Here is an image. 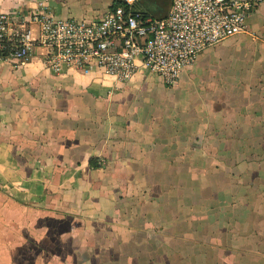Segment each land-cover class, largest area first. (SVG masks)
Wrapping results in <instances>:
<instances>
[{"label": "crops", "instance_id": "obj_1", "mask_svg": "<svg viewBox=\"0 0 264 264\" xmlns=\"http://www.w3.org/2000/svg\"><path fill=\"white\" fill-rule=\"evenodd\" d=\"M115 1L0 10L97 18ZM246 22L174 85L146 66L54 71L40 46L2 62L0 264H264V3Z\"/></svg>", "mask_w": 264, "mask_h": 264}, {"label": "built area", "instance_id": "obj_2", "mask_svg": "<svg viewBox=\"0 0 264 264\" xmlns=\"http://www.w3.org/2000/svg\"><path fill=\"white\" fill-rule=\"evenodd\" d=\"M138 0H121L97 18H63L35 8L0 10V64L44 48L47 67H101L130 80L141 66L174 85L204 48L248 30L264 0H171L163 16H144Z\"/></svg>", "mask_w": 264, "mask_h": 264}, {"label": "rangeland", "instance_id": "obj_3", "mask_svg": "<svg viewBox=\"0 0 264 264\" xmlns=\"http://www.w3.org/2000/svg\"><path fill=\"white\" fill-rule=\"evenodd\" d=\"M168 0H139V8L142 7L143 10L149 11L150 15H156L161 11V9L167 4ZM148 9V10H147ZM49 244H52L48 241ZM54 248L59 249L61 246L53 245Z\"/></svg>", "mask_w": 264, "mask_h": 264}, {"label": "trees", "instance_id": "obj_4", "mask_svg": "<svg viewBox=\"0 0 264 264\" xmlns=\"http://www.w3.org/2000/svg\"><path fill=\"white\" fill-rule=\"evenodd\" d=\"M120 2H121V0H116L111 6L116 5V4L120 3ZM140 13H142L144 16H148V15H149V13L146 12V11H140ZM94 159H95V158H92V160H91L92 165L97 166L98 163H97L96 160H94Z\"/></svg>", "mask_w": 264, "mask_h": 264}]
</instances>
